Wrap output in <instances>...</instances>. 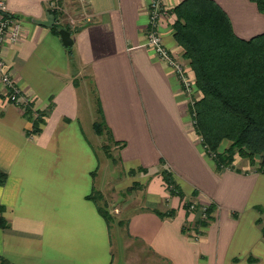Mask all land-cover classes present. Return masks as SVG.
I'll return each mask as SVG.
<instances>
[{"label":"crops","instance_id":"obj_1","mask_svg":"<svg viewBox=\"0 0 264 264\" xmlns=\"http://www.w3.org/2000/svg\"><path fill=\"white\" fill-rule=\"evenodd\" d=\"M180 1L167 3L173 8ZM216 1L237 35L264 31V13L254 1ZM7 2L22 33L5 43L3 57L44 120L32 131L33 119L6 98L0 82V168L8 173L0 185L7 222L0 225V256L14 264H264V172L241 156L219 169L207 154L190 124L191 96L145 44L150 0H65L80 20L70 30L72 45L33 20L46 17L48 0ZM173 19H163L160 29L167 47L182 55ZM91 94L112 136L124 142L115 145L127 170L147 168L134 174L143 202L129 210L117 250L92 197L95 189L104 194L114 187L110 174L98 172L82 120ZM166 166L183 198L166 188ZM185 199L211 204L198 239L197 216Z\"/></svg>","mask_w":264,"mask_h":264},{"label":"trees","instance_id":"obj_2","mask_svg":"<svg viewBox=\"0 0 264 264\" xmlns=\"http://www.w3.org/2000/svg\"><path fill=\"white\" fill-rule=\"evenodd\" d=\"M252 1L264 13V0ZM171 12L173 36L194 73V91L201 94L199 97L195 93L191 95L189 109L195 120V131L208 155L219 169L232 167L234 159L240 155L249 158L255 170L264 172V31L249 38L237 35L228 14L216 0H181ZM61 27L73 30L68 24L57 22L52 29L59 34ZM97 112L95 131L99 135L106 134L109 142L103 143L104 152L113 162H118L110 145L118 143L122 147L124 142L121 144L112 136L102 109ZM25 114L33 119L32 131H37L44 120L43 113L38 111L33 116L28 108ZM256 154L260 155L259 161H256ZM128 171L134 175L137 171L146 172L147 168ZM161 173L170 194L183 198L172 170L166 166ZM7 177L8 173L0 168V185ZM141 184L134 180L126 192L140 188ZM98 193L104 197L103 193ZM188 204L189 200L185 199L186 209ZM99 209L109 221V210L101 205ZM259 222L263 223L264 232V218L259 217ZM207 223L208 219L198 218L195 229L198 231L199 226ZM0 225H7L2 214ZM0 264L14 263L0 256Z\"/></svg>","mask_w":264,"mask_h":264},{"label":"built area","instance_id":"obj_3","mask_svg":"<svg viewBox=\"0 0 264 264\" xmlns=\"http://www.w3.org/2000/svg\"><path fill=\"white\" fill-rule=\"evenodd\" d=\"M80 4L82 5L83 2ZM47 9H50L55 14V22L60 24L66 23L74 27L75 17L68 12L69 10H67L65 0H48ZM171 9L167 0H150L148 10L149 24L146 31L145 44L154 50L159 60L174 69L179 78L182 91L188 96H191L195 90V79L190 72L192 69L183 54L177 55L167 47L160 29L161 21L171 18ZM21 33L22 22L20 18L10 10L7 0H0V82L5 87V95L8 100L19 106L24 113L30 108L33 114L36 115L38 111L31 105L29 97L14 83L9 65L5 61L2 53L5 43L20 40ZM209 206L210 202L192 199L189 200L188 210L195 212L197 219L207 220ZM193 236L195 239H198L200 236L199 231L197 233L193 232Z\"/></svg>","mask_w":264,"mask_h":264},{"label":"rangeland","instance_id":"obj_4","mask_svg":"<svg viewBox=\"0 0 264 264\" xmlns=\"http://www.w3.org/2000/svg\"><path fill=\"white\" fill-rule=\"evenodd\" d=\"M68 12L71 13L72 11L70 12V10H69ZM71 14L75 17L74 27L78 26L80 20L76 19V15L73 14V12ZM72 15H70V16H72ZM186 61H188V60L186 59ZM190 72H191V75L194 76V73L192 72V70ZM89 83H90V81H89ZM89 86L90 85H88V83H87V86L85 84H83L81 89L83 90V89L89 88ZM193 93H195L197 95V97H199L201 95L200 92H198V91H196V92L194 91ZM191 100H192V98H191ZM90 103L91 104H89V105H91L92 108H90V110L88 111L89 106L86 107L87 113H85V116L83 117L82 120H83V124L85 126V129L87 127V130H85V132L87 133V136H88L93 148L95 149V152H96L98 159H99V162H100L98 172L99 173L103 172V174H105V172H106L107 175L110 174L113 187L115 188L114 184L117 183V187L119 188L118 189L119 192H117V191L113 192L114 188L112 189V191L108 189L105 192L107 197L110 199V202H109L110 204L108 207H107V204L105 203V197H102L98 193L97 189H95V191H94L95 198H96L98 204L101 205L103 208L106 207L110 212L109 213L110 214L109 221H110V225H111V235L113 237V242H114V244L116 246V250H117V246L120 244L119 235L123 234L125 237L127 236L126 233H122V232L124 231L123 229L125 228V221H126L128 213L130 212L129 210L132 208L134 209V208L138 207L143 202L142 201V192L144 190L140 187L137 189H133V191H131L129 193L126 192L127 191L126 190L127 185L132 184L134 179H139V178H137V176L132 175L127 170L126 165L124 164V162H122L123 160H122L120 152H119V146L115 145L114 143H112L110 145V150L115 156H117L118 162H113L111 160V158H108L106 156L104 149H103V146H102L104 142H109L106 134H103V135L97 134L96 132H94L95 129H92L90 127V123H89V115L88 114L94 115L95 119L99 118V113L97 112L96 108L94 107L95 104H94L92 94L90 96ZM194 123H195V120L193 118V115L191 114L190 124H191V127L195 131ZM207 154H208V152H207ZM239 156L240 155H237V157H239ZM243 158L251 161L249 158H246V157H243ZM255 158H256V161H259L260 155L256 154ZM97 183H98V180H97L96 184ZM126 205H127V207H126ZM121 219L124 220V224L118 225V223H116V221L117 220L119 221Z\"/></svg>","mask_w":264,"mask_h":264},{"label":"water","instance_id":"obj_5","mask_svg":"<svg viewBox=\"0 0 264 264\" xmlns=\"http://www.w3.org/2000/svg\"><path fill=\"white\" fill-rule=\"evenodd\" d=\"M35 22L46 25V26H53L55 22V14L47 10L46 12V17L41 19V18H34L33 19ZM59 34L60 37L65 45H72L73 44V38L71 35V31L65 27H61L59 29Z\"/></svg>","mask_w":264,"mask_h":264}]
</instances>
